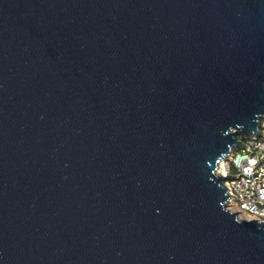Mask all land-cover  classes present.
I'll return each mask as SVG.
<instances>
[{
	"label": "water",
	"instance_id": "obj_1",
	"mask_svg": "<svg viewBox=\"0 0 264 264\" xmlns=\"http://www.w3.org/2000/svg\"><path fill=\"white\" fill-rule=\"evenodd\" d=\"M263 122L264 0H0V264H264Z\"/></svg>",
	"mask_w": 264,
	"mask_h": 264
},
{
	"label": "built area",
	"instance_id": "obj_2",
	"mask_svg": "<svg viewBox=\"0 0 264 264\" xmlns=\"http://www.w3.org/2000/svg\"><path fill=\"white\" fill-rule=\"evenodd\" d=\"M263 136H253L242 141L246 148H234L218 164L216 173L235 177L224 182L230 196L226 209L238 212V217L257 219L264 223V122Z\"/></svg>",
	"mask_w": 264,
	"mask_h": 264
},
{
	"label": "rangeland",
	"instance_id": "obj_3",
	"mask_svg": "<svg viewBox=\"0 0 264 264\" xmlns=\"http://www.w3.org/2000/svg\"><path fill=\"white\" fill-rule=\"evenodd\" d=\"M241 218H245V217H241Z\"/></svg>",
	"mask_w": 264,
	"mask_h": 264
}]
</instances>
